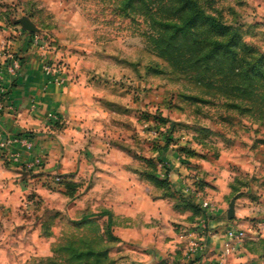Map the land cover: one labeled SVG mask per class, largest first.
I'll list each match as a JSON object with an SVG mask.
<instances>
[{
	"label": "rangeland",
	"instance_id": "obj_1",
	"mask_svg": "<svg viewBox=\"0 0 264 264\" xmlns=\"http://www.w3.org/2000/svg\"><path fill=\"white\" fill-rule=\"evenodd\" d=\"M53 2L65 5L69 15L54 19L49 11ZM198 2L207 13L238 28L240 41L250 47L248 55L256 52L264 59V0ZM76 3L83 5L80 15H76L73 0L0 1L6 22L15 23L22 16L33 22L37 30L31 34L52 50L47 61L64 66V74H70L71 65H77L81 74H93L92 80L100 87L99 98L113 111L108 122L115 133L124 129L125 138L119 142L131 156L128 166L135 181L151 186L156 196L167 188L180 197L174 196L177 204L181 198H189L197 204L195 211L183 208L191 212L193 221L201 215L200 201L185 191V186H201L202 196L216 207L223 203L226 211L234 199L239 220L261 235L264 117H260L254 98L257 100L264 88L231 96L207 88L192 74L174 71L155 52L144 18L125 15L121 0ZM168 149L178 154L185 171L177 192L167 163L156 154ZM152 178L166 180L167 187L157 186ZM99 214L80 223V219L55 211L44 231L50 237L49 252L14 264H120L123 255L109 254L113 240Z\"/></svg>",
	"mask_w": 264,
	"mask_h": 264
},
{
	"label": "crops",
	"instance_id": "obj_2",
	"mask_svg": "<svg viewBox=\"0 0 264 264\" xmlns=\"http://www.w3.org/2000/svg\"><path fill=\"white\" fill-rule=\"evenodd\" d=\"M4 53L18 58L20 68L13 75L6 73L1 82L0 137L25 136L32 147H13L20 151L18 163L5 164L0 157V264L48 253L50 237L44 234V228L55 211L77 220L109 212L110 233L115 238L109 254L123 255L120 264H264V257L256 249L264 232L259 235L248 222L239 220L237 209L232 220L223 216V203L208 220L212 233L205 248L187 258L178 234L182 226L195 221L191 212L178 205L175 198L156 196L151 186L133 179L128 166L131 156L119 142L125 138L124 129L115 133L108 122L113 111L99 98L100 87L92 80L93 74H81L77 65H71L64 83L49 82L42 64L52 57V50L20 24L6 22L0 5V63L6 61ZM48 113L57 114L60 120H49ZM19 119L29 127L13 123ZM38 150L43 152L42 164L25 168L36 159L28 153ZM156 154L167 163L173 189L180 191L185 171L178 154L170 149ZM53 155L55 170L46 169ZM4 172L11 176L4 177ZM55 174L80 183L74 199L69 201L62 185L50 184ZM9 179L15 188L8 187ZM32 197L37 202L26 205V199ZM100 218L107 222L108 215ZM231 227L243 230L244 237L224 256L226 231Z\"/></svg>",
	"mask_w": 264,
	"mask_h": 264
},
{
	"label": "trees",
	"instance_id": "obj_3",
	"mask_svg": "<svg viewBox=\"0 0 264 264\" xmlns=\"http://www.w3.org/2000/svg\"><path fill=\"white\" fill-rule=\"evenodd\" d=\"M119 6L127 16L144 18L150 30V44L174 71L192 74L197 83L223 95H248L254 87L264 88L263 57L251 51L248 55L250 47L240 41L238 28L207 13L198 0H121ZM254 100L258 102L260 117H264V91ZM152 180L157 186H166V180ZM60 185L70 199L79 187L78 183L64 179ZM197 188L202 190L201 186ZM161 196L178 198L167 188ZM178 204L191 210L197 205L184 197ZM99 215H108L107 233L114 241L110 213L103 211ZM87 220L88 216H83L79 222ZM256 244L257 252L264 257V239L259 238Z\"/></svg>",
	"mask_w": 264,
	"mask_h": 264
},
{
	"label": "built area",
	"instance_id": "obj_4",
	"mask_svg": "<svg viewBox=\"0 0 264 264\" xmlns=\"http://www.w3.org/2000/svg\"><path fill=\"white\" fill-rule=\"evenodd\" d=\"M6 61L0 63V86L1 82L6 73L15 74L17 70L20 68V60L15 58L14 56L4 53ZM43 70L46 74L50 76V81H55L58 83H64L66 80L65 68L58 66L57 64L50 63L49 61H43ZM1 93L4 95V89L1 87ZM48 119L54 122H58L60 118L55 113H48ZM11 140L12 143L8 144L7 141ZM4 146H0V157L1 160L5 164H14L20 161V151L14 150V146H18L19 149L28 150L30 149L28 145H31V142L27 137L13 136L7 137L3 140ZM17 156L19 158L17 159ZM36 160V159H35ZM35 160L24 165L25 168L31 169L35 166H40L42 164V160L40 158V163L35 164ZM31 165V166H30ZM63 177L59 174H55L49 180L50 184L60 185L63 181ZM185 191L191 194L193 197L198 198L200 203L199 206L201 208V215L198 220L192 223L189 226L183 227L178 234L179 239L185 245V256L187 258H191L198 252H201L206 245L207 238L211 235L212 229L208 226V220L213 217L217 213V207L213 205L208 199L202 196V192L199 189L189 188L185 186ZM37 202V199L32 197L28 198L25 201L26 205H34ZM227 240L223 244L222 254L226 256L231 250L235 249L237 244H240L244 237V232L241 229L231 227L226 231Z\"/></svg>",
	"mask_w": 264,
	"mask_h": 264
},
{
	"label": "clouds",
	"instance_id": "obj_5",
	"mask_svg": "<svg viewBox=\"0 0 264 264\" xmlns=\"http://www.w3.org/2000/svg\"><path fill=\"white\" fill-rule=\"evenodd\" d=\"M73 5H75L76 7V15H80L81 11H82V8H83V5L81 4H77L76 3V0H73ZM67 7H72V5H68ZM66 6L61 4V3H57V2H53L49 5V11L54 14V19L56 20H59L63 17H67L69 15V13L65 10ZM14 124H18L19 126L21 127H29L28 124L25 123V121L23 119H19V120H16L13 122ZM5 131H7V128L5 127L4 128ZM8 144H11L12 141L11 140H8L7 141ZM0 146H4V143H3V137H0ZM29 148H31L32 146L31 145H28ZM28 155H35L36 156V160H35V164H39L40 163V157L43 155V152L38 150L36 153H32V152H29ZM19 158V156H17V159ZM56 163V155H53L51 159H49L48 163L45 164V168H53L54 169V165ZM62 163V161H61ZM31 166V165H30ZM37 171H39L40 169L37 168L36 169ZM3 176L4 177H10L11 174L8 173V172H4L3 173ZM8 187L9 188H15L16 186L15 185H12L11 184V180L9 179V183H8ZM28 191H31V189H28ZM38 191H40V189H38ZM17 192H19V189H17ZM5 196L8 195V192L7 190L5 191L4 193ZM11 199V198H10ZM17 203H19V201H16ZM80 207H83V205H80ZM71 214V213H69Z\"/></svg>",
	"mask_w": 264,
	"mask_h": 264
},
{
	"label": "water",
	"instance_id": "obj_6",
	"mask_svg": "<svg viewBox=\"0 0 264 264\" xmlns=\"http://www.w3.org/2000/svg\"><path fill=\"white\" fill-rule=\"evenodd\" d=\"M15 23L20 24L23 29H25L26 31L30 33H33L37 30L36 26L33 24V22L28 17L22 16L21 18L16 19ZM234 203H235L234 199H232L229 202V207L226 211L228 219H232L234 216Z\"/></svg>",
	"mask_w": 264,
	"mask_h": 264
}]
</instances>
